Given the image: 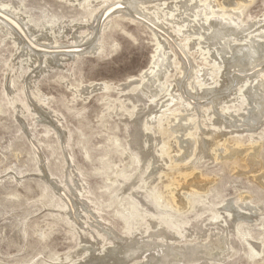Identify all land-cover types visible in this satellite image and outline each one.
I'll list each match as a JSON object with an SVG mask.
<instances>
[{
	"label": "rangeland",
	"instance_id": "rangeland-1",
	"mask_svg": "<svg viewBox=\"0 0 264 264\" xmlns=\"http://www.w3.org/2000/svg\"><path fill=\"white\" fill-rule=\"evenodd\" d=\"M129 1L147 3L159 0H109L115 4L107 9L112 10L105 24L106 17L98 20L102 7L98 9L95 6L100 0L83 2L80 7L70 0H0V6L8 4L13 7L15 4L29 16L32 23L62 21L56 37L51 38V31L46 29L35 32L36 36H33L23 24L20 25V19L16 17L17 22L0 10V16L6 15L14 20L23 35L11 39L0 30V264H73L75 258H66L68 255L75 254L80 248L93 252L110 247L112 239L111 236L107 237L109 229L117 236H130L135 227L129 217L146 213L134 196L122 192L133 173L134 178L138 179H135L138 187H144L143 177L150 171L149 158L145 159L144 168L140 170L134 154L129 162L122 154L129 148L126 120L131 121L135 117L134 104L129 101L128 105L123 96L136 93L139 84L145 82L143 73L158 59L160 42L150 28L153 26L142 18L140 11L127 13L125 7ZM201 1L207 3L210 0ZM223 1L211 2L220 5ZM245 2L246 7L240 18L246 22L244 28L253 31L264 16V0ZM146 7L157 21L169 27L177 39L175 43H180L188 51L196 64L195 81L201 83L198 74L203 67L215 72L216 66L205 59L204 52L197 49L187 36L194 32L204 33L197 42L206 46L210 31L203 30L204 27L208 28L207 24L195 21L183 32L181 26L176 27L168 16L159 14L153 4H146ZM185 16L182 15L183 18ZM242 34H238V37L241 38ZM95 36L98 37L99 50L92 48ZM25 40L35 50L27 48ZM259 42L264 43V38ZM74 43L79 46H68ZM163 43L171 52V69L165 81L174 89L182 85L181 91L189 93L184 73L175 79L176 82L180 81L177 87L174 86L180 61L172 44L167 40ZM232 54L227 52L223 57L226 61H232ZM186 55L189 58L187 52ZM19 57H28L31 66L28 67L25 62L21 64L22 61L16 64ZM226 65L229 67V63ZM228 67L225 76L229 80L224 87L212 88L209 95L199 100L201 103H208L213 95L228 101L230 98L227 95L238 87L241 78L253 77L264 70V60L244 72L237 67ZM137 80L140 82L137 83ZM99 84L105 87L101 88ZM7 88L11 89L10 92H7ZM250 97L248 106H245L247 111H252ZM12 103L19 105L22 111L16 113ZM117 104L126 112L123 117L115 111L111 112ZM170 106L172 111L181 108L176 100ZM153 107L144 109L139 118L143 120L159 110V106ZM214 109H217L215 104ZM224 110L233 112L231 116H224V144L234 146L238 142L241 146L236 148L252 147L250 151H254L256 164L251 166L246 163V152H236L231 156L227 155L229 150L224 151L222 146H219L218 158L214 159L208 154L197 161L194 165L196 172L210 182L205 185L201 197L190 199L191 213L207 222L209 218L221 219V216H225L223 210H219L230 203L244 209L241 213H245L250 206L258 207V212L252 215L253 222L243 219L235 222V238L240 246L232 250L230 257H239L235 264H263L264 117L258 122L247 123V113L241 103L225 106ZM168 114L162 115L164 121ZM215 120L216 116L200 117L199 130L210 132L214 127L210 123ZM166 124L160 122L161 136L153 139L152 143L154 147L163 143L164 150L168 151L155 164L156 171L162 170L167 175L156 178L151 190L162 196L168 215L189 222L175 211L172 201L170 184L172 175L178 172L166 166L180 162L179 158L186 152L178 155L170 153L171 130ZM143 129L148 131L145 125ZM178 136L180 145L187 146V137ZM173 157L177 158L173 159L174 162L171 160ZM244 199L248 204L243 202ZM132 204L139 206L138 212ZM167 224L180 232V227L172 224L171 220L168 219ZM117 236H114L115 241L119 239ZM250 241L261 242L260 250L252 248L248 243ZM140 257L142 259V255Z\"/></svg>",
	"mask_w": 264,
	"mask_h": 264
},
{
	"label": "bare ground",
	"instance_id": "bare-ground-1",
	"mask_svg": "<svg viewBox=\"0 0 264 264\" xmlns=\"http://www.w3.org/2000/svg\"><path fill=\"white\" fill-rule=\"evenodd\" d=\"M70 1L80 7L82 6L83 2L87 3L92 0ZM211 1L212 0L207 3H203L201 0H183L182 4L180 0H172L169 2L168 0H159L157 2L150 1L147 3H145V1L127 2L125 7L127 13L128 11H140L142 13V18L151 23L153 26H150V28H152L154 35L160 42L158 59H155L150 68L143 73V76L146 79L145 82H141L139 84L138 89H136V93H132L130 95H124L123 93L125 102L128 104L130 101L132 104H134L133 107L135 117L131 121L126 120V130L130 138L128 140L129 148L125 149L122 154L127 162L133 158L134 154V157L137 158V161L139 162L140 170L144 168V164L146 163L145 159L148 160L149 158L150 171H148L143 177L144 187H138V181L135 180L137 178H134V173L132 176L129 174L131 177L129 176L130 178H126L127 185L124 187L122 192H128L134 196L138 200L140 208H142V210L145 209L146 213L143 216L134 214L135 216L131 215L129 217L132 218V222L134 223L135 227V231H132L130 236H117L113 230L109 229L110 233L107 235V237L111 236L112 239V245L110 247L102 249L100 248L93 252L89 250L85 251L86 249L80 248L75 254L73 253L68 255L66 258H75V263L73 264H235L236 260L239 258L230 257L232 250L239 248L240 246L238 243L239 241H236L237 238H235V222L239 219H243L247 222H253L254 217H252V215L258 212V207L250 206L248 209H246L245 213H241L240 211L244 209L239 206L234 207L230 203L228 206H222V209L219 210H223L222 212L225 214V216H221V219L212 217L209 218L210 220L207 222H204L205 220L202 221V219H199V217L196 218V216L192 215L191 213L190 199L201 197L206 189L205 185L208 184L210 180L204 178L199 172L197 173L194 165L197 163V161L208 154L210 156L212 155L214 159L218 158V153L220 152L219 146H222L224 151L229 150L227 155H231L236 152H246V163L251 166L256 164L254 151H250L252 150V147L248 146L247 148L241 149L236 148L241 146V144L238 142L234 143V146H226L227 144H224L226 139L224 138L222 130L224 129L223 125L226 120L224 116H231L233 113L228 110H224L225 106H234L241 103L243 109L247 113L245 121L249 124L255 123L256 121L258 122L260 119H262V117H264V70L259 71L253 77L248 76L241 78L238 87L229 95H227L230 98L228 101L222 100L224 98L220 99L218 95H213V101L210 100L208 103H201L199 100L209 95L212 88L218 86L220 88L224 87L226 82L229 80V78L225 76V70L227 69L226 67H228L226 64L229 63L228 68L237 67L239 71L244 72L257 65H260L263 62L264 43H260L259 41L264 38V24L261 25V22H264V16L260 18L258 21V26L254 28L253 31H247L248 28H244L246 22L240 18L243 14L244 8L246 7L247 2H245V0H225L223 3L221 2L222 4L220 3V5H213ZM113 3L114 2H109V0H100V2L95 5L96 8L102 7V11L99 14L100 16L98 20L106 17L104 24L111 17L110 11L112 9H107L112 6L111 4ZM146 4H153V8L157 10L159 14L168 16L170 21L176 27L181 26L183 32H185L184 30L186 27H191L190 24L195 21L207 24L208 28L204 27L205 30L203 31H210V33H207V35L209 41L211 42L208 41L206 46H201L199 42H197L200 38H203L204 33L202 34L194 32V34H187V36L190 38L193 44L195 43V47H197V49H200L201 52H204L203 56L205 59L216 66L215 72H211L207 67H203L198 74V78L200 79L201 83L195 81L194 70L196 64L190 58L188 51H186L180 43H175L177 39L174 37L169 27L162 22L157 21L156 18L149 13V9L146 7ZM0 7L1 11H3L6 15L15 18L17 22L19 21L17 18L20 19V25L23 24L24 26H22L29 30L33 36H36L35 32L40 33L46 29L49 30V32L51 31V38L56 37V34L62 23L60 20H57L55 23L52 21L43 22L41 20V24H35L32 23L29 16L21 12L15 4L13 7L9 6L8 4H1ZM94 14L95 12H93V15ZM6 15H3L4 18L3 16H0V30L4 32V34L8 35L11 39L18 35L23 37L20 31L21 28L14 20ZM182 15H186L187 17L185 16V18H183ZM159 30L165 31L167 34H165V32L163 33L169 38ZM244 31L247 33H244ZM241 33H243L242 37L239 38L238 34ZM170 39L175 40H172L174 41L172 42ZM166 40L172 44L180 61V69L175 73L174 76V86L177 87V83L180 81L179 80L176 82L175 79L184 73V78L187 81V83L185 81L186 88L190 94L186 91H181L182 85H180V87L178 85V88L174 89L173 86L168 85L167 81H165V77L171 69V52L169 47H166L163 43V41ZM98 42V37L95 36L94 39H92V43L94 44L92 45L93 49L99 50ZM25 45L30 50H35L34 47L26 40ZM68 46H71L72 48V46H79V44L74 43ZM186 52L189 55V58L186 55ZM227 52H232L234 54H232V61H230V59L227 61L224 59L223 54ZM73 53L75 54V52ZM20 61H22L21 64L25 62L27 63L28 67L31 66V61H29L28 57H19L16 61V64ZM139 82L140 81L137 80V83ZM99 85L101 88L105 87L104 84ZM189 85H191V87ZM26 87L27 86H25V88ZM10 90V88H7V92H10ZM249 95H251L250 101H252L253 104L252 111H247L245 107L248 106L247 101ZM193 99L195 100L194 102H192ZM174 100L181 104V108L177 111H172L170 108L172 106H170V103ZM12 104L14 105L16 113L22 111L19 105L16 103ZM214 104L217 106V109H214ZM150 106H159V110L154 112L151 116L143 119V121L141 118H139V114ZM121 108L122 107L117 104L111 110V112L115 111L118 116L123 117L126 115V112L122 110L123 108ZM164 113H169L166 116L167 119L165 121L164 117H162ZM207 114L210 117L216 116L217 120L213 121V123H210V125H214L213 129H210L211 131L209 130L210 132H202L199 130V119L200 117L204 118L208 116ZM144 117L145 115L143 118ZM160 122H167L166 127L169 128L168 130H171L170 145H168V150L170 153L178 155L181 152H186L183 157H178L180 162L174 164L169 163L170 165L167 164L166 166L167 168L177 170L178 172L176 175H172V183L170 181L172 201L175 206V211L178 212L181 217H186L189 219V222H187L188 220L184 221L181 218L173 219L170 215H168L166 211L167 205L161 200L162 196L160 194L158 195L153 193L151 190L156 178L167 175L162 170H155V164L158 162L159 158L168 154V151L164 150L163 143L158 145V147H156L155 144L156 148L152 143L154 142L153 139L161 136ZM144 125L148 129L147 132H145L143 129ZM241 126L243 125L241 124ZM209 128H211V126ZM178 135L187 137V146L184 147L180 145V137ZM250 137L253 138L252 134ZM252 143L253 141L250 142V144ZM173 159L175 160L177 158H171L172 162H174ZM192 193L194 196H191ZM245 199L243 202L248 204L246 203ZM139 206H133V209L138 212ZM158 212H161L159 213L160 215H158ZM168 219L171 220L172 224L180 227V232L173 230L172 227L167 224ZM243 229H245V227H243ZM114 236H117L119 239L115 241ZM248 243L252 248L255 247L256 250H260L262 245L261 242L254 243L250 241ZM141 255L142 259L140 257ZM64 263L68 264V262Z\"/></svg>",
	"mask_w": 264,
	"mask_h": 264
}]
</instances>
